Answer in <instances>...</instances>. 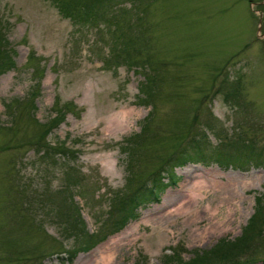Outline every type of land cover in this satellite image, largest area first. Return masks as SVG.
<instances>
[{
  "label": "rangeland",
  "instance_id": "rangeland-1",
  "mask_svg": "<svg viewBox=\"0 0 264 264\" xmlns=\"http://www.w3.org/2000/svg\"><path fill=\"white\" fill-rule=\"evenodd\" d=\"M112 7L117 24L93 27L62 18L50 0H0V36L15 61L0 76V264H88L101 251L111 264H164L175 253L188 262L195 250L238 239L256 198L264 200V0H113ZM116 27L124 40L137 37L138 58L149 60L144 69L105 67L121 44ZM146 83L151 104L138 99ZM32 90H38L35 111L27 102L11 105ZM152 106L149 132L129 157L122 148ZM58 108L65 119L46 143L65 142L54 151L66 155L46 165L35 141ZM193 138L204 139L205 162L175 168L178 179L158 201L111 232L119 218L110 210L114 200L152 183L167 157ZM237 138L260 159L244 151L231 167L218 166L214 150ZM69 167L77 171L75 188L65 179ZM199 176L207 186L189 202ZM228 182L237 191L221 204L219 186ZM181 197L192 208L171 212ZM208 203L218 207L216 216L204 208ZM78 211L85 226L77 222L76 237L65 228ZM82 229L107 235L83 250ZM238 264H264V231Z\"/></svg>",
  "mask_w": 264,
  "mask_h": 264
},
{
  "label": "trees",
  "instance_id": "trees-1",
  "mask_svg": "<svg viewBox=\"0 0 264 264\" xmlns=\"http://www.w3.org/2000/svg\"><path fill=\"white\" fill-rule=\"evenodd\" d=\"M51 4L57 9L58 13L62 18L68 19L71 23L75 25H89L93 27H99L101 24H109L114 26L117 24V16L114 12L111 3L113 0H50ZM112 10V13L110 11ZM133 24H129V27ZM114 38L119 41L120 46L112 48V52L109 57L105 60L104 65L107 69L111 66L109 63L115 62L116 65H123L132 69H144L149 65V60L145 59L141 61L138 57L142 53V50L139 47H136L137 37L134 39L124 40L123 31L116 27ZM110 58V61L108 60ZM29 60L27 63L29 64ZM34 66L32 73L37 79L39 73V67ZM15 61H14V50L10 45H7L4 39L0 36V76L5 74L10 70H14ZM147 79V77H146ZM38 96V90H32L30 95L23 97V100H16L15 103L11 102L13 106H19L22 102L32 104V110L35 111V102L34 97ZM153 93L151 87L146 84H142L140 89V95L138 99L140 102H145L146 104L150 103ZM151 104V103H150ZM7 106V105H6ZM12 106H7L6 109H11ZM154 107H151L150 114L145 118L144 123L140 128L139 134L133 136L130 139L126 140V146H123L122 151L127 153L129 157L134 156V151L137 152L139 147L145 137L149 132V120L153 115ZM55 116L53 119L48 120L50 126L44 129L42 135L36 139L35 145L38 153L41 155L40 158L44 160L46 165H53L56 160H61L66 155L65 151H54L57 147H63L65 142L59 143V146H51L47 141L48 135L59 126L65 119L64 113L61 111V108H58L54 111ZM13 116V115H11ZM47 124V125H48ZM206 135V134H203ZM233 140L230 143L223 141L220 143L219 150H214L216 152L215 156L216 163L219 166L225 165L230 167L231 163H234L236 159L241 157L244 151H249V158L252 160L258 161L262 155L260 151L256 152L255 147H252L251 144L242 145L240 141ZM222 141V140H220ZM250 142V141H249ZM252 143V142H250ZM219 145V144H218ZM70 156L73 157L74 152L64 148ZM207 150L204 139H191L186 144L182 145L180 148L176 149L170 154L168 159H166L163 165L165 168L157 170L156 176L152 179V183H143L135 189H130L128 193L117 197L113 205L110 207V210H113L116 214H119V218L115 223H111V229L113 233L121 230L126 226L130 221L137 220L140 217V211L145 209L153 202H157L160 197V192H163L168 187V182L171 183L176 181V176L174 174V169L177 167H182L188 163H204L203 159L205 158V151ZM230 153H234L232 156ZM59 156V158H55ZM68 156V155H67ZM213 156V155H210ZM53 160L52 162H49ZM71 162H74V158L71 159ZM169 167L170 170L167 168ZM155 174V173H154ZM153 174V175H154ZM163 175V176H162ZM77 171L71 167L65 172V179L67 185L70 187H76L79 185L77 181ZM164 178H168V182L163 181ZM264 196V195H263ZM80 212L78 211V217H75L73 222L67 225L65 231L68 233L78 234V221H80ZM80 223L85 226L84 221ZM264 231V200L262 198H256V209L247 226L242 230L241 236L234 241H229L227 239H221L216 243L214 247L207 251L195 250L192 252V258L188 262H184L179 254H176L171 257H166L164 264H238L241 260H244L246 252L249 251V248H252L254 241L259 238ZM83 234L86 237V246L83 250H89L93 248L97 243L105 240L107 231L104 232V236H96L93 233L88 234L84 229H82ZM112 233V234H113ZM110 235V234H109ZM108 235V236H109ZM107 236V237H108ZM106 237V238H107ZM145 258V257H144Z\"/></svg>",
  "mask_w": 264,
  "mask_h": 264
},
{
  "label": "bare ground",
  "instance_id": "bare-ground-1",
  "mask_svg": "<svg viewBox=\"0 0 264 264\" xmlns=\"http://www.w3.org/2000/svg\"><path fill=\"white\" fill-rule=\"evenodd\" d=\"M128 114H129V111H126L125 112V115L127 116ZM213 184H217V183L215 182ZM205 186H207V182H206L204 176L196 177V179L193 181V183L190 184V187L191 188L192 187L193 188L195 187V189L189 191V194H187V196H186L187 197V200H190L189 202H193V201L197 202L198 201V197L200 195L195 194L194 191L197 190V189L199 191H201V190H203L205 188ZM236 191H237L236 186L232 185L231 182L226 183L225 185H223V187L222 186L221 187L219 186V191H218L217 194H219L218 197L220 198V203L221 204H224L225 202H228L231 199V197L236 194ZM217 194H215V195H217ZM186 204L187 203H184V199L182 197H181V199L179 198V200L174 205H170V207H172V209H174L173 207H175L177 205V208L174 209L171 212H179L180 210H183V209H186V208H189V209L192 208V207H190V206H188ZM185 205L188 206V207H186ZM204 208L207 211H211V213H212L213 216H216L217 215L218 207L212 208L211 204L208 203L207 206L204 207ZM171 212L167 213L165 216L166 217L169 216ZM199 215H200V212H199V214L197 213L196 217L199 216ZM161 217H163V216H161ZM157 218H160V217H157ZM203 234H204V232H200L199 233V235H203ZM103 253L101 251V253H100V255H99L98 258H95V259H92V260L90 259V261H88L87 263L88 264H111V262H112L111 261L112 256L111 255H106L105 252H103Z\"/></svg>",
  "mask_w": 264,
  "mask_h": 264
}]
</instances>
